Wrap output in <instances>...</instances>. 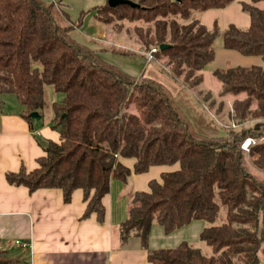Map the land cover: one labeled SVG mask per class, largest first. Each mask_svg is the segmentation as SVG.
<instances>
[{
    "label": "trees",
    "instance_id": "obj_1",
    "mask_svg": "<svg viewBox=\"0 0 264 264\" xmlns=\"http://www.w3.org/2000/svg\"><path fill=\"white\" fill-rule=\"evenodd\" d=\"M136 5L111 7L105 0L95 18L119 30L120 22H139L133 30L154 59H164L165 73L179 85L209 99L200 88L201 70L214 60V40L243 56L264 62V0L241 2L248 13L247 28L217 24L207 28L197 16L206 9L223 8L233 0H132ZM54 3L42 0H0V96L14 93L30 112L43 109V87L63 93L53 102L50 127L58 141L36 137L45 151L30 171L20 166L5 173L12 185L28 191L52 187L69 202L72 192L82 191L83 217L95 213L102 222V198L112 180L126 185L131 170L121 157L134 158L133 173L152 165H173L148 190L127 195V214L117 228L119 243L138 237L150 264H264V66L235 65L213 69L220 84L218 97L232 96L227 116L236 123L258 119L249 126L224 127L222 136L204 135L193 129L174 95L148 76L128 75L104 60L98 51L75 40L73 24L60 25L53 17ZM161 44H166L160 49ZM243 94V97H236ZM1 102V98H0ZM196 102L200 104L199 101ZM201 105V104H200ZM224 107L220 100L219 113ZM40 115V113H39ZM254 137L249 151L241 148ZM225 221L204 227L200 238L213 251L181 241L175 247L148 248L154 223L169 233L191 220L213 221L221 207ZM14 258L0 249V264Z\"/></svg>",
    "mask_w": 264,
    "mask_h": 264
},
{
    "label": "crops",
    "instance_id": "obj_2",
    "mask_svg": "<svg viewBox=\"0 0 264 264\" xmlns=\"http://www.w3.org/2000/svg\"><path fill=\"white\" fill-rule=\"evenodd\" d=\"M248 1L233 0L223 8L203 10L199 20L207 28H212L215 23L220 29H225L229 24L248 26L249 15L241 12V2ZM221 45L223 47L222 42ZM219 57L229 58L232 63L240 65L254 61L263 65L259 56H243L224 47L219 50ZM216 68H219L216 62L211 64L210 72ZM153 74L154 80L160 78L154 69ZM161 78L173 89L174 94L171 93L175 102L195 131L210 136L225 134L224 130L212 125L203 126L201 118L193 120L186 115V108L176 95L179 86L162 74ZM1 102L4 103V100L1 99ZM190 111L192 114L199 113L194 105ZM39 118L32 117L27 122L20 113L5 111L0 106V249L14 258L11 264H150L146 249L141 246L138 237H130L121 245L119 243L117 228L127 214V197L115 195V192L118 194L122 191L118 181H111L109 191L102 198L105 209L102 222L97 221L95 213L83 217L85 201L79 188L72 192L71 200L66 202L59 188L45 187L29 192L23 185H12L6 181L7 171L15 172L21 165L30 171L38 165L37 158L43 156L45 151L37 143L35 134L58 141V133L49 124L40 126ZM120 160L131 170L129 178L134 182L132 192L137 189L145 191L150 179L159 180L161 172L175 170L179 166L178 163L177 168L173 165L168 168L165 164L158 167L152 165L147 172L133 173L134 158L121 157ZM21 242H28L29 246L24 247ZM148 248H152L151 237Z\"/></svg>",
    "mask_w": 264,
    "mask_h": 264
},
{
    "label": "rangeland",
    "instance_id": "obj_3",
    "mask_svg": "<svg viewBox=\"0 0 264 264\" xmlns=\"http://www.w3.org/2000/svg\"><path fill=\"white\" fill-rule=\"evenodd\" d=\"M44 3H54L51 11L53 17L56 18L57 22L60 25H69L73 24V28L70 30L72 37L81 44H87L95 48L99 55L103 57L104 60L109 63L116 65L121 71L125 72L128 75L135 76H149L154 80L153 69L159 73L160 78L156 77L157 82H162L166 88H169V85L161 78L164 76L173 84L179 86V91L176 92V95H179L182 104L186 108V112L189 117H192L193 120L196 118H201V123L203 126L212 125L217 129L224 130V125L232 128V123L235 124V129L241 126H249L252 123L256 122L258 119H251L245 122L236 123L232 118L227 116L228 109L231 107L232 96L218 97L217 93L220 89V84L210 72V65L216 62V65L220 68L224 67H234L239 65L242 67H249L251 64H257V62H249V64L240 65V63H232L229 58L221 59L219 57V50L223 49L221 45V36L219 35L213 44L214 49V60L207 64L202 70L203 81L200 84V88L206 89L210 92V99L214 100V104H210L209 99L204 100L203 96L196 93L193 89H188L184 86L181 87L176 80H173L165 73L164 59H152L148 58L147 51L144 50L142 44H140L133 26L135 24L142 25L139 22H127L121 21L119 30H115V27L112 28L110 25H106L98 21L95 16V9L100 4H103L105 0H42ZM258 7H264V1L256 4ZM244 14L246 12L241 10ZM201 13H198L197 16L200 17ZM144 26V25H142ZM241 28H247V25H236ZM264 66V62H263ZM164 67V68H163ZM175 86V85H174ZM173 92V89H170ZM43 109L37 110L40 113V118L38 122L41 125L49 124V119L53 115L52 103L60 101L63 97V93L54 92L50 86L43 87ZM174 94V92H173ZM1 99L4 100V103L0 102L1 108L5 111H15L21 114L25 109L20 103L17 102L14 93L2 94ZM236 97H243V94H238ZM200 104H198V102ZM220 100L224 102V107L219 113L218 108L220 106ZM188 104V106H187ZM196 106L199 109V113L192 114L190 109L193 106ZM184 113V112H183ZM185 114V113H184ZM32 120V119H31ZM34 120V119H33ZM34 121H37L36 119ZM50 125V124H49ZM195 130V129H194ZM207 135V134H206ZM160 166V165H154ZM165 166L169 168L167 165ZM177 168L178 164H173ZM129 181L126 185H123L120 181L117 184H121L122 191L116 194L115 189L112 190V193L115 192V195L119 197L127 196L132 192L134 182L131 178H128ZM115 184V183H114ZM148 189V186H147ZM146 189V190H147ZM139 190V189H137ZM225 221V208L222 206L219 213L213 221H205L202 219L191 220L190 223L180 226V228L175 229L172 232L164 233L162 228L154 223L151 230V246L152 248H166V247H175L180 244L181 241H187L194 247L198 249L207 256L212 254L211 247H209L199 236L200 231L210 225L221 224Z\"/></svg>",
    "mask_w": 264,
    "mask_h": 264
},
{
    "label": "built area",
    "instance_id": "obj_4",
    "mask_svg": "<svg viewBox=\"0 0 264 264\" xmlns=\"http://www.w3.org/2000/svg\"><path fill=\"white\" fill-rule=\"evenodd\" d=\"M156 51V48H152L150 51L147 52L148 54V58L149 59H152L153 58V53ZM232 128H235V124L232 123ZM256 139L254 137H246L244 140H242V142L240 143L241 145V148L248 152L250 147L252 146L253 143H255ZM16 242H19V241H16ZM21 245L24 246V247H27L29 246V243L28 242H21Z\"/></svg>",
    "mask_w": 264,
    "mask_h": 264
},
{
    "label": "water",
    "instance_id": "obj_5",
    "mask_svg": "<svg viewBox=\"0 0 264 264\" xmlns=\"http://www.w3.org/2000/svg\"><path fill=\"white\" fill-rule=\"evenodd\" d=\"M108 2V5L111 7H114L115 5H119V4H130V5H136L135 2H133L132 0H106ZM165 46H167L166 44H161L160 45V49L164 48ZM30 116L33 118H38L40 117L39 113L37 111H32L30 112Z\"/></svg>",
    "mask_w": 264,
    "mask_h": 264
}]
</instances>
